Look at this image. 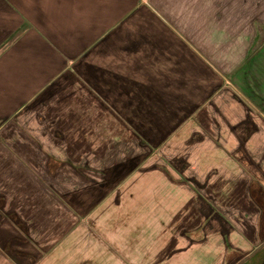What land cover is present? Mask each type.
Here are the masks:
<instances>
[{
	"label": "crops",
	"instance_id": "crops-1",
	"mask_svg": "<svg viewBox=\"0 0 264 264\" xmlns=\"http://www.w3.org/2000/svg\"><path fill=\"white\" fill-rule=\"evenodd\" d=\"M66 81L102 115V146H194L185 162L196 167L136 169L123 201L79 218L29 167L12 168L31 150L17 148L28 122L16 121L47 82ZM2 166L0 264L15 250L35 264H210L222 225L247 226L231 220L240 211L257 212L253 230L229 239L251 247L264 231V0H0Z\"/></svg>",
	"mask_w": 264,
	"mask_h": 264
},
{
	"label": "rangeland",
	"instance_id": "rangeland-1",
	"mask_svg": "<svg viewBox=\"0 0 264 264\" xmlns=\"http://www.w3.org/2000/svg\"><path fill=\"white\" fill-rule=\"evenodd\" d=\"M34 104L27 109L26 119L20 116L16 121L20 124L24 121L28 122L26 129H23L21 125L20 129L16 128L13 131V138H18L16 142L25 143L16 145L17 148H26L28 141H31L29 160H22L20 152L15 150L12 168L22 170L29 167L31 173L35 174L38 184L45 188L44 190L47 192L56 190L57 192L50 193L55 196L56 200L77 208L79 218L88 217L87 215L103 201H123V194L117 192L119 184L125 176L136 169L145 170L158 165L159 168L169 169L167 167H170L179 171L192 170L194 166L196 167V163L185 162L187 153L190 149H194V146L171 144L167 141L159 146L144 144L102 146L100 144L102 115L95 112L88 113L89 106L85 98L71 97L68 81L47 82L45 94L40 97L38 104L37 102ZM36 109L37 113H33ZM155 154L160 157L153 156ZM102 155H105L104 159ZM164 155L173 156V158L166 161L165 158H161ZM130 165L133 167L131 168ZM5 169H7L5 166L0 167V171ZM126 197L128 200L132 198V195ZM3 200V198L0 199V202ZM107 212L109 216H114V219L121 214L117 209ZM261 213L264 212L261 211ZM244 215L245 213L241 211L232 212L231 220L246 222L245 227L237 224L231 225L228 221L230 225H222L221 256L214 258L210 264H237L256 246L264 242V235H262L261 240L256 241L251 247L243 248L245 244L243 245L242 241L233 242L229 239L230 229L253 230L251 225L257 217V212L247 213L248 219H244ZM92 216L101 217L102 215ZM223 217L230 219L228 215H223ZM260 219H264V214H261ZM222 220L223 223L226 221ZM206 228L207 242L211 244L217 242L214 231L216 232L219 227L208 225ZM184 233L190 234L191 232L184 231ZM194 238L196 239V237H191L188 244L194 243ZM22 244L30 250L40 249L39 243L32 240ZM15 253L16 256L10 257L11 262L7 264H35L37 262V258L26 259L28 252L15 250ZM261 256L262 253H257L246 264L255 263Z\"/></svg>",
	"mask_w": 264,
	"mask_h": 264
},
{
	"label": "water",
	"instance_id": "water-1",
	"mask_svg": "<svg viewBox=\"0 0 264 264\" xmlns=\"http://www.w3.org/2000/svg\"><path fill=\"white\" fill-rule=\"evenodd\" d=\"M264 248V242L254 249L249 255L240 260L237 264H246L254 255L259 253Z\"/></svg>",
	"mask_w": 264,
	"mask_h": 264
},
{
	"label": "flooded vegetation",
	"instance_id": "flooded-vegetation-1",
	"mask_svg": "<svg viewBox=\"0 0 264 264\" xmlns=\"http://www.w3.org/2000/svg\"><path fill=\"white\" fill-rule=\"evenodd\" d=\"M260 253H262L261 258H259L255 263L253 264H264V248L263 250L260 251Z\"/></svg>",
	"mask_w": 264,
	"mask_h": 264
},
{
	"label": "trees",
	"instance_id": "trees-1",
	"mask_svg": "<svg viewBox=\"0 0 264 264\" xmlns=\"http://www.w3.org/2000/svg\"><path fill=\"white\" fill-rule=\"evenodd\" d=\"M262 228H264V226H262L261 229H262ZM262 235H264V231H263V234H262Z\"/></svg>",
	"mask_w": 264,
	"mask_h": 264
}]
</instances>
